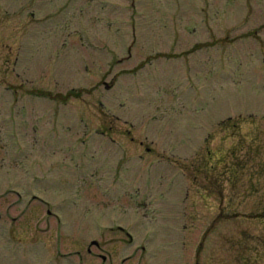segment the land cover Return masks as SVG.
<instances>
[{"label": "rangeland", "instance_id": "374dc122", "mask_svg": "<svg viewBox=\"0 0 264 264\" xmlns=\"http://www.w3.org/2000/svg\"><path fill=\"white\" fill-rule=\"evenodd\" d=\"M0 264H264V0H0Z\"/></svg>", "mask_w": 264, "mask_h": 264}, {"label": "flooded vegetation", "instance_id": "af4514ba", "mask_svg": "<svg viewBox=\"0 0 264 264\" xmlns=\"http://www.w3.org/2000/svg\"><path fill=\"white\" fill-rule=\"evenodd\" d=\"M112 126H113V125H111V123H110V125H108V124H107V125H104V128H105L104 133L97 132V134L100 135V136H103V137H105V138L108 137V139H109L111 142L115 143V140L112 139L111 136H110L109 134H106L108 131H111V130H112ZM102 131H103V130H102ZM121 135H122V136H127V137H129L131 134L128 133V131H127V132H125L124 134L121 133ZM130 140H131L132 142L136 143L134 139L130 138ZM24 190H25L24 193H23V194H24V198H22V195H21L20 193L16 192L14 189H10V190H7V191H8V193H12L13 195H16V196L18 197V200H23V201L26 200V201H25V204H24V212H26V210H28V209L31 210V207H32L33 202H39L40 205H42V206L44 207V209H47V210H48V208H49L48 204H47L45 201H43V200H42V199H41L36 193H35V194H30L26 189H24ZM15 204H16V201H14V202L12 203V206H14ZM35 208H36V209H39L40 207L37 208V207L35 206ZM39 210H40V209H39ZM47 212H48V213L46 214V216H47L46 218L53 217V218L56 219V221H58V218H57L56 215L51 214L49 211H47ZM28 217H29V220H32V219H30V218L32 217V214H29ZM28 228H29V229L31 228L30 225L28 226ZM25 229H26V226H25ZM112 230H114V229H112ZM118 230H119L120 232H123V230L120 229V228H118ZM126 235H127V234H126ZM129 242H130V243L133 242L131 238L129 239ZM91 247H92V248H95V249H97V250H100V248H101V246H100L99 244L96 245L95 247L90 246V247L88 248V254H91V253H92ZM142 250H144V249L142 248ZM100 257H101L103 263H106V259H105L104 257H102V256H100Z\"/></svg>", "mask_w": 264, "mask_h": 264}, {"label": "water", "instance_id": "95a60500", "mask_svg": "<svg viewBox=\"0 0 264 264\" xmlns=\"http://www.w3.org/2000/svg\"><path fill=\"white\" fill-rule=\"evenodd\" d=\"M94 245V244H93Z\"/></svg>", "mask_w": 264, "mask_h": 264}]
</instances>
